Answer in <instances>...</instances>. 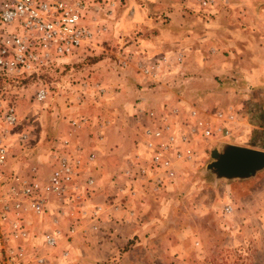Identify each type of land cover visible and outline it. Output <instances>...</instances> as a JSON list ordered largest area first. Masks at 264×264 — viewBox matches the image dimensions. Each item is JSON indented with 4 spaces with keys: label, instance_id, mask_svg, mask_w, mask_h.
Masks as SVG:
<instances>
[{
    "label": "rangeland",
    "instance_id": "374dc122",
    "mask_svg": "<svg viewBox=\"0 0 264 264\" xmlns=\"http://www.w3.org/2000/svg\"><path fill=\"white\" fill-rule=\"evenodd\" d=\"M84 1L94 4L91 15L99 32L92 46L62 60L51 73L47 102L30 101L35 89L31 84L8 89L33 140L23 154L15 152L17 159L10 161L8 170L42 169L46 165L43 156L57 139L71 133L69 121L81 115L88 120L87 128L73 135L83 147L96 151L90 171L96 179L93 194L100 193L102 183L98 185V181L106 170L100 162L104 154L98 142L104 141V131L111 128L109 144L114 157L119 161L133 157L139 151L138 104L147 110L181 108L183 116L194 109L212 127L228 128L230 136L222 132L192 142L191 159L177 167L176 178L166 189L155 193L141 183L149 196L148 208L161 214L148 215L156 226L140 230L139 236L132 230L125 232L131 238L118 259L89 261L82 256L76 261L72 255L77 240L89 237L90 220L71 212L66 215L69 218H59L58 228L53 222L49 230L56 228L61 233L56 247L47 252L39 243L37 251L46 253V264H264V170L233 181H216L206 170L212 149L224 141L264 151V28H253L250 48L247 43L237 50L221 43L230 42V28L225 37H218L219 44L196 35L203 29L214 32L212 20L217 16L223 15L230 23L234 14H247V0H215L211 9L199 7L195 0H136L149 21L138 28L137 14L127 5L134 0ZM252 1L253 11L264 15V0ZM173 31L183 46L174 42ZM192 32L196 40L190 37ZM184 34L190 42L184 43ZM150 44L156 48L152 50ZM139 64L155 65L154 72L145 74ZM56 84L60 86L56 88ZM138 92L147 95L137 98ZM217 112L232 114L234 119L222 125L214 116ZM154 195L160 199L154 200ZM76 219L81 227L70 237L69 228ZM65 251L68 257L62 256Z\"/></svg>",
    "mask_w": 264,
    "mask_h": 264
},
{
    "label": "built area",
    "instance_id": "2783aa9c",
    "mask_svg": "<svg viewBox=\"0 0 264 264\" xmlns=\"http://www.w3.org/2000/svg\"><path fill=\"white\" fill-rule=\"evenodd\" d=\"M195 1L203 9L215 5V0ZM93 10L94 4L84 0H0V264H46V253L37 251L36 236L29 229L30 216L56 212L59 216L53 222L57 228L59 218H69V212L74 216V211H81L82 219L99 221V208L84 209L94 195L96 179L90 170L94 169L96 151L83 147L73 135L87 126V118L79 115L69 121L71 133L51 145L44 170L39 166L26 172L8 170L10 161L17 159L15 152L23 154L33 145L9 87L31 84L35 89L30 101L45 104L51 94V73L59 69L62 60L94 44L99 30L95 29ZM139 67L145 74L155 69V65ZM136 115L139 151L123 174L151 186L155 193L171 186L177 167L191 159L192 142L222 132L230 136L228 128L212 127L194 109L183 116L177 107L147 110L138 106ZM214 116L222 125L234 119L222 112ZM73 221L70 237L81 227L80 221ZM90 228L98 230L95 224ZM60 235L56 228L44 232L43 249H54ZM62 256L67 257L68 252Z\"/></svg>",
    "mask_w": 264,
    "mask_h": 264
},
{
    "label": "crops",
    "instance_id": "0c3cea01",
    "mask_svg": "<svg viewBox=\"0 0 264 264\" xmlns=\"http://www.w3.org/2000/svg\"><path fill=\"white\" fill-rule=\"evenodd\" d=\"M246 3L248 6L247 14H234L235 16L231 17L232 20L230 21V23L229 19L225 21L223 15L217 16L212 20V23H216V28L214 27L216 30L214 32L209 33L206 29H203L196 35H201L200 38L208 36L209 38L215 39L217 43V40L220 39L218 37L220 35H223V37H225V35L228 34V30L230 28L231 34L233 35L230 39V42L221 43L225 46L233 47V50H237L244 46L247 47V43L249 46L248 48H250L251 40L249 39L253 36V28H258L259 26L264 28V15H262L260 12L255 13L253 11L255 3L252 0H247ZM246 3L243 4L245 5ZM127 5H132L129 9L133 13L137 14V22L135 26L136 28L142 27L143 25L149 23V21L144 17L142 9L140 8V3L137 4L136 0H134L130 1ZM196 35H194L193 32L190 33V37L195 38V40L197 39V37H195ZM186 36L187 34H184V43L190 42L188 41V39H186ZM172 37L175 38L174 42L178 46H183V42L177 41L179 37L178 35L176 36V31L172 32ZM176 44L173 43V46H176ZM195 44L197 43L195 42ZM198 46L201 47L200 44H198L196 47ZM150 47L152 50L156 48L154 47V44H150ZM188 48L194 49L195 45H189ZM263 50L264 47L262 49V52H264ZM146 95L147 94L138 92L137 98L140 97L144 99ZM112 97L113 94L110 95V98ZM138 106L142 107L143 105L138 104ZM109 125H111L110 122ZM106 131L107 130H105L103 134L104 141L102 139V143L101 141L98 142V147H100V149H103L104 154V157L101 158L100 162L103 164L104 170H106L103 173L102 178H100V180L98 181V185H101L102 183V186H100L101 192L99 193V191H97V193L92 195L90 200L87 202L88 206H84V209L85 207H88L89 212L94 211V208H99L98 218L100 219V221H98V223L90 221L87 224V227H89L88 230L91 232L89 237L87 239L77 240V247L72 255L76 261H79L82 256L83 258L87 257V260L89 261L115 260L121 255V250L124 246L128 245V240L131 238L125 232H127L128 230H132L133 232H136L135 235L139 236L140 230H148V228L150 230L156 226V223H154V218H150L148 217V215L161 214L159 213L161 211L156 208H148L147 205L149 203V199L146 197L149 196H147V194H144V188H141V181H133L131 177L123 174L124 169L130 168V162L132 161L133 157L131 156L128 159H120V161L116 159L113 152H111L112 146L109 144V140H111V138H109L111 128L108 129L107 132ZM223 144L237 145V143L233 141H224L217 147H220ZM46 156L43 157L46 159ZM45 168L46 165L40 170L42 171ZM111 174H113L115 178ZM114 184L116 185L114 186ZM107 187H110V189L107 190ZM111 187H114L113 190ZM155 198L160 199V196L158 195L157 197L156 195H154L153 199L155 200ZM79 215L81 216V211H75L74 216L78 217ZM58 216V213L53 212V215L51 216L45 215L44 217H29V222H31V226L29 227V229L31 233L36 236V244L40 243V241L38 242L37 240H39L40 238L42 239L43 233L50 230L53 225V220L57 219ZM150 223H152L153 225ZM92 224L96 225L99 232L95 233L91 231L90 225ZM143 241L144 243H146L148 242V239H144ZM71 244L72 246H74L75 242L73 241Z\"/></svg>",
    "mask_w": 264,
    "mask_h": 264
},
{
    "label": "water",
    "instance_id": "95a60500",
    "mask_svg": "<svg viewBox=\"0 0 264 264\" xmlns=\"http://www.w3.org/2000/svg\"><path fill=\"white\" fill-rule=\"evenodd\" d=\"M206 170L214 180H246L264 170V151L231 144L212 149Z\"/></svg>",
    "mask_w": 264,
    "mask_h": 264
}]
</instances>
